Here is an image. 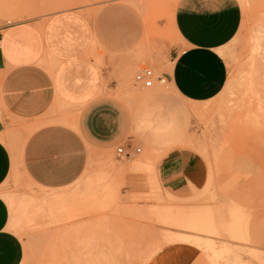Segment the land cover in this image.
<instances>
[{
  "label": "rangeland",
  "instance_id": "rangeland-1",
  "mask_svg": "<svg viewBox=\"0 0 264 264\" xmlns=\"http://www.w3.org/2000/svg\"><path fill=\"white\" fill-rule=\"evenodd\" d=\"M126 1L139 10L144 3ZM236 2L241 20L233 37L218 50L227 77L214 98L186 101L174 94L165 78L156 80L170 67L169 51L177 38L171 30L154 25L144 28L128 52L121 81L106 86L102 79L101 90L129 107L139 152L130 157H117L114 151L90 156L74 182L40 187L28 181L16 164L21 131L6 133L3 141L12 151L13 164L0 185V196L9 210L7 228L22 242L20 264H264V0ZM104 3L9 0L4 9L0 0V21L60 11L93 20ZM104 51L91 43L85 59L106 70ZM143 68L152 73L151 86L134 83V75ZM70 108L56 101L48 114L67 113ZM153 131L161 134L155 141L150 140ZM179 151L195 162L193 182L168 188L160 180V167ZM138 160L144 164L134 167ZM209 167L213 176L201 194ZM61 189L76 192L81 201L77 215L67 219L53 202L44 200ZM162 205L186 215L183 228L156 216ZM206 209L213 217L210 223Z\"/></svg>",
  "mask_w": 264,
  "mask_h": 264
},
{
  "label": "crops",
  "instance_id": "crops-1",
  "mask_svg": "<svg viewBox=\"0 0 264 264\" xmlns=\"http://www.w3.org/2000/svg\"><path fill=\"white\" fill-rule=\"evenodd\" d=\"M8 2L1 0L4 9ZM104 2L93 20L60 11L0 21V185L12 171V151L4 142L12 129L21 131L23 138L16 164L28 181L40 187L60 188L74 182L90 156L114 151L122 157L118 147L139 148L132 136L129 107L101 90V83L102 79L106 86L121 81V65L147 25L171 30L177 38L169 51L170 67L161 76L178 98L203 102L222 89L227 67L218 50L239 27L236 0H144L140 10L126 0ZM91 43L105 50L106 70L85 59ZM56 101L71 106L69 112L49 115ZM144 119L142 129L147 127ZM28 125L33 128L27 132ZM152 135L150 140L155 141L161 134ZM142 164L138 160L132 165ZM194 166L189 155L179 151L162 162L160 180L168 188L186 180L191 184ZM209 170L201 194L213 176ZM47 198L65 219L80 209L76 192L61 189ZM8 218V206L0 196V264H20L22 242L7 228Z\"/></svg>",
  "mask_w": 264,
  "mask_h": 264
},
{
  "label": "bare ground",
  "instance_id": "bare-ground-1",
  "mask_svg": "<svg viewBox=\"0 0 264 264\" xmlns=\"http://www.w3.org/2000/svg\"><path fill=\"white\" fill-rule=\"evenodd\" d=\"M53 66L51 65L50 68H52ZM172 87V86H171ZM174 89V88H173ZM251 118V117H250ZM163 204V203H162ZM169 204V203H168ZM179 206V205H178ZM176 205V207H178ZM200 206V205H199ZM181 207V206H180ZM183 207V206H182ZM186 207V206H185ZM188 207V206H187ZM208 207V206H207ZM158 211L156 212V216L158 218H160V220L165 223V224H170V225H176V226H183L185 225V220L187 219L186 218V215L183 214V212L181 211H178L175 209V207H172V206H168V205H162V206H158ZM180 209V208H179ZM184 209V208H183ZM203 209V208H202ZM181 210V209H180ZM189 210V208H188ZM198 210V209H197ZM208 215H207V219L210 222L213 221V217L211 216V213H210V210L206 209ZM199 211V210H198ZM191 212V211H190ZM194 212V211H193ZM188 215V213H187ZM192 216V215H191ZM192 218V217H191ZM188 220V219H187ZM200 222V221H199ZM196 223V221L194 222ZM193 223V224H194ZM205 223V222H204ZM188 224V223H186ZM199 224V223H197ZM190 226V225H188ZM193 226V225H192ZM175 227V226H174ZM196 227V225H195ZM199 227V226H198ZM178 228V227H177ZM183 228V227H182ZM181 228V229H182ZM185 228V227H184ZM186 229V228H185ZM193 230V228H192Z\"/></svg>",
  "mask_w": 264,
  "mask_h": 264
},
{
  "label": "built area",
  "instance_id": "built-area-1",
  "mask_svg": "<svg viewBox=\"0 0 264 264\" xmlns=\"http://www.w3.org/2000/svg\"><path fill=\"white\" fill-rule=\"evenodd\" d=\"M164 77L157 76L156 80L157 81H163ZM152 73L150 70L143 68L142 70L136 72V74L134 75V83L135 84H140L142 86H151L152 85ZM117 153L121 156H125V157H130L133 153L135 152H139V148H134L131 151H126L123 150L121 147H118L116 149Z\"/></svg>",
  "mask_w": 264,
  "mask_h": 264
}]
</instances>
